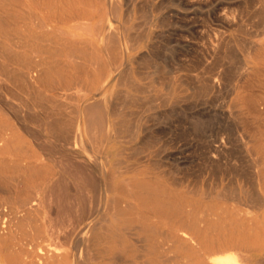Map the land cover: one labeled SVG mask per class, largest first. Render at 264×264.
Listing matches in <instances>:
<instances>
[{
    "label": "bare ground",
    "instance_id": "1",
    "mask_svg": "<svg viewBox=\"0 0 264 264\" xmlns=\"http://www.w3.org/2000/svg\"><path fill=\"white\" fill-rule=\"evenodd\" d=\"M17 1L0 0V75L31 98L26 109L12 106V115L0 107V264H264V0H181L191 13L185 56L178 65L172 59L178 72L162 67L159 91L156 63L141 72L142 83L126 63L120 89L92 90L111 69L90 33L91 0H29L19 9ZM105 1L118 16L119 0H99L96 37L109 27ZM150 1L138 2L144 30L132 32L133 48L153 23ZM127 2L125 22L136 3ZM72 13L84 16L74 24L84 39L50 25ZM19 15L26 19L16 24ZM104 42L117 65L125 44L115 32ZM72 70L85 82L65 95L75 114L64 115L58 88L73 86ZM87 93L101 96L80 104ZM108 95L109 110L122 114L133 104L144 113L156 99H177L188 130L175 144L163 141L166 167L155 158L128 161L145 154L150 136L136 140L139 113L109 120L102 113ZM121 142L127 145L116 147ZM224 175L231 177L222 182Z\"/></svg>",
    "mask_w": 264,
    "mask_h": 264
},
{
    "label": "rangeland",
    "instance_id": "2",
    "mask_svg": "<svg viewBox=\"0 0 264 264\" xmlns=\"http://www.w3.org/2000/svg\"><path fill=\"white\" fill-rule=\"evenodd\" d=\"M143 1V2H142ZM169 1V2H168ZM183 1V0H182ZM182 1L180 0H152V2L150 1V4H151V13H152V19H153V23L149 26V33L146 37H144L139 43H138V46L136 48H133L132 45H129L128 42L131 43L132 38L134 39V37L137 35V34H140V32L138 33V31H143L144 30V23H143V18L141 15L142 14V11L145 9V4H141L143 6H140L139 3H145V0H135L136 3L133 2V5H132V15H131V18L129 19L128 22H125V14H126V10H128V2L127 0H119L118 2V16L115 18L113 15H112V10H111V3H108L105 1L104 3V18H105V21L107 22V24L109 25V27H103L101 33L99 36H102L103 34L105 35H108L109 33L111 32H115L116 35L120 38V42H123L125 44V53L124 55H122V60L117 64V65H113L111 64L112 63V57L111 56H107V55H103L104 58H105V61L109 64L108 67H110L111 71L109 73V75L107 77H105L104 79H100V77L97 76V78L95 79L98 83L100 84H103L102 86L96 88V89H92L93 91H98V90H118L120 89L119 86L116 85L117 83V80H118V77L119 75L123 72L124 68L127 66L126 63H130L131 64V69H132V73L134 75V77L136 78V80L140 83H142L141 81H146V78L144 77H140L142 74L141 72H143V70H145L149 65V67L147 69L150 70V67L153 65L155 66V64L153 63H156V66H155V69L157 71V73L155 74L158 78V81L157 83H155V81H153V87L154 88H157V90L159 91V88H161L163 86V82L161 83L160 82V76H161V72H162V67L165 66V71L167 73V71H171V70H178V63L181 61L182 58H184L185 54L184 53V47L181 46V43L183 42V34H185V28L187 26V24L189 25V21L191 20V13H190V9H181V4H182ZM29 3V0H18L17 1V8H21L22 5L20 6L19 3ZM97 2H99V0H91V14L88 16V21L91 23V34L96 38V34L93 33V27H94V24H96V20L98 18V12L96 13V11H98V7L97 6ZM139 2V3H138ZM126 3V4H125ZM138 3V5H137ZM165 3V4H164ZM180 3V4H179ZM94 4V5H93ZM156 4V5H155ZM158 4V5H157ZM178 4V5H177ZM99 5V3H98ZM155 5V6H153ZM159 5H161V7H158ZM30 6V5H29ZM94 6V7H93ZM109 7V9H108ZM126 7V9H125ZM141 7V8H140ZM135 8V9H134ZM142 10L141 12L139 10ZM136 11V12H135ZM139 11V12H138ZM179 11V12H178ZM156 12V13H155ZM182 12V13H180ZM140 13V14H139ZM137 14V15H136ZM163 14L164 17H163ZM120 15V16H119ZM121 15H122V19L121 18ZM181 15H184L181 17ZM136 16V17H135ZM161 16V17H160ZM187 16V17H186ZM178 17V18H177ZM133 18V19H132ZM134 18H139L140 20L138 19H134ZM172 18V19H171ZM185 18H187L185 20ZM87 19V18H86ZM158 19V20H157ZM162 19V24L161 26L158 25V21ZM181 19V20H180ZM121 20V21H120ZM138 20V21H137ZM174 20V21H173ZM17 23L16 24H20V22L17 20L16 21ZM110 22V23H109ZM112 22V23H111ZM120 22V23H119ZM138 22V23H137ZM182 22V23H181ZM187 22V23H186ZM119 23V24H118ZM122 23V25H121ZM186 23V24H185ZM112 24V25H110ZM135 24V25H133ZM155 24V25H154ZM157 24V26H156ZM184 24V25H183ZM50 25L52 26H60L62 25L61 23H57V22H50ZM129 25V27H125L124 26H127ZM182 25V27L180 26ZM112 26V27H111ZM134 26V27H133ZM132 27V29H131ZM124 28V29H123ZM130 28V29H129ZM136 28L140 29V30H136ZM165 30V31H164ZM171 30V31H170ZM128 31H129V34L131 32V34L129 35L128 34ZM153 31V32H152ZM159 31V32H157ZM162 31V33H161ZM167 31V32H166ZM137 33V34H134V33ZM165 32V33H163ZM155 33V34H154ZM158 33V34H157ZM160 33V34H159ZM183 33V34H182ZM134 34V35H133ZM182 34V35H181ZM130 36V37H129ZM134 36V37H133ZM150 36V37H149ZM132 37V38H131ZM183 37V38H182ZM128 38V39H127ZM165 38V39H164ZM182 38V39H181ZM1 39V43L4 42L6 40V38H4L3 36L0 37ZM129 40V41H128ZM155 40V41H154ZM158 40V42H157ZM96 41L98 42V46H102V43H103V40L100 38H97ZM102 42V43H101ZM149 42V43H148ZM154 42V43H153ZM142 43V44H141ZM145 43V44H144ZM157 43V44H156ZM178 45H177V44ZM156 49L154 50L150 45ZM165 46H164V45ZM156 45V46H155ZM158 45V47H157ZM163 45V46H162ZM167 45V46H166ZM172 46V47H171ZM180 46V47H179ZM132 47V48H131ZM166 48V50H165ZM173 48V49H172ZM179 49V51L177 52V50ZM150 49V50H148ZM138 50V51H137ZM169 50V51H167ZM157 51V52H155ZM164 51V52H163ZM174 51H176V53L174 54ZM183 51V52H182ZM173 52V53H172ZM180 52V53H179ZM153 53V55H151ZM157 53V54H155ZM166 53V55H165ZM182 53V54H181ZM148 54V59L146 60L145 62V58H143V56L145 57V55ZM159 54V55H158ZM173 54V55H172ZM181 54V55H179ZM102 55V54H101ZM162 55V56H161ZM177 55V56H176ZM182 58H181V57ZM134 57V58H133ZM137 57V58H136ZM150 57V58H149ZM171 57V58H170ZM174 57V58H173ZM178 57V58H177ZM125 58V59H124ZM139 58V59H138ZM141 58V59H140ZM143 58V59H142ZM164 58V59H163ZM166 58L167 59V62H166ZM176 58V59H175ZM130 59H134V63H132V61H130ZM174 59V60H172ZM179 59V60H178ZM124 60V62H123ZM140 60L142 62H140ZM156 62H155V61ZM165 62H162L164 61ZM177 60V61H176ZM136 62V63H135ZM151 62V63H150ZM172 62V63H171ZM124 63V64H123ZM150 63V64H149ZM157 63L160 65H157ZM123 64V65H122ZM138 64V66H137ZM148 64V65H146ZM162 65V66H161ZM172 65V67H171ZM122 66V67H120ZM146 66V67H145ZM152 66V67H153ZM175 66V68H174ZM137 67H140L139 69ZM151 67V68H152ZM145 68V69H144ZM164 68V67H163ZM169 68H172V69H169ZM135 69L137 71H135ZM134 70V71H133ZM141 70V71H140ZM175 71V72H178V71ZM122 71V72H121ZM139 71V72H138ZM76 70H72L70 72V75L72 76V79L71 81H73L71 84L73 86L70 85L69 89L68 87H65V86H61L58 88V90L60 92H64V96L61 98H63V102L66 103L64 104V107L65 109L62 110V112L60 111V113L64 114V115H73V111H71L70 109L68 110V108H70V104L69 102L67 101V99H69V97H71V92L72 90H77L78 88L76 87H79L78 84L76 83H84L83 81H80V79L78 78V74H80L79 72H77ZM140 73V74H135V73ZM175 72H172L173 75H174V79H177V76H178V73H175ZM77 74V75H76ZM158 74V75H157ZM162 74H164L162 72ZM144 75V74H143ZM142 75V76H143ZM154 75V74H153ZM4 76V75H3ZM2 74L0 75V80H3V81H0V107L3 108L9 115H12V106L13 107H21L23 109H26V107L30 104L28 102V104L26 103V101H29L31 96L30 95H25V93H21L20 91L18 90H15L14 89V86L12 85V81L10 82V80L6 77H3ZM155 76V77H156ZM154 77V76H153ZM154 77V78H155ZM117 78V79H116ZM153 78V79H154ZM79 79V81H78ZM116 79V80H115ZM175 81V80H174ZM4 82V83H3ZM160 82V83H159ZM144 83V82H143ZM6 84V85H5ZM78 85V86H77ZM107 85V86H106ZM7 86V87H6ZM9 86V87H8ZM10 87H12L13 89H9ZM73 87V88H72ZM104 87V88H103ZM103 88V89H102ZM116 88V89H115ZM79 90H80V87H79ZM78 90V91H79ZM82 90V89H81ZM156 90V89H155ZM154 90V92H155ZM11 91V92H10ZM13 91V93H12ZM177 91V89H176ZM18 94H17V93ZM62 92V93H63ZM68 93V95H67ZM13 94V95H12ZM15 94V95H14ZM20 94V96H19ZM176 94V93H175ZM174 94V96H175ZM21 95L23 96L21 98ZM65 95L69 96V97H66V101L65 102ZM2 96V97H1ZM13 96H16V97H13ZM101 94L100 93H96V94H90V93H87L85 94L81 99H79V102L80 104L82 102H86V101H90L92 99H95V98H98L100 97ZM18 97V98H17ZM26 101H25V99ZM177 98V96H176ZM21 99V101H20ZM173 98V102L172 103H167L166 105L162 104L159 99H156L157 101L156 102H153L151 105V107L149 108L150 110H146V112L144 113H141L143 111H137V108L133 105H130L131 109L130 111L128 110H123L122 112H124L125 115L127 116H131L132 115H137L138 113L140 115H142V119L140 120V126L137 128V131H138V136L136 137V140H139L141 137H144V136H150V143H149V147L148 149L146 150L145 154L144 153H139L137 154L134 158H130L128 161H134V162H138V161H142V160H146L147 162H152V161H149V160H153L154 158L158 161V159H160V166H162V169L164 167H166V159H165V154L168 152L166 149H164L163 151V148H164V145L170 141L173 142V144H175L174 142H176V139H177V132H179L180 130H188V127H182L181 126V123L183 122L182 118H181V114H180V111H179V102H177V99ZM107 101L105 102V110L102 112L104 115H106L108 117V119L110 120L114 115H117V114H120L121 111L117 112V113H114L112 111L109 110V107L112 105V100H113V96L112 95H108ZM23 101V102H22ZM25 101V102H24ZM22 102V103H21ZM160 102V103H159ZM176 102V103H175ZM13 105H12V104ZM175 103V104H174ZM17 104V105H16ZM25 105V106H24ZM164 105V106H163ZM178 105V106H176ZM10 106V107H9ZM162 106V107H161ZM171 106H172V110H171ZM173 107H176V108H173ZM134 109V111H133ZM162 109V110H161ZM176 109V110H175ZM136 110V111H135ZM68 111V112H67ZM71 111V112H70ZM80 111V112H79ZM78 114H84V112L82 110H79ZM169 111V112H168ZM173 111V112H172ZM175 111V112H174ZM27 113V114H30V113H33L32 110H22L21 113ZM125 112H128L129 114H126ZM137 112V113H136ZM178 112V114H177ZM25 113V114H26ZM86 113V112H85ZM111 113V114H110ZM112 113L114 114L112 116ZM136 113V114H135ZM175 113V114H174ZM75 114V113H74ZM121 113V115H124ZM169 114V116H168ZM172 114V115H171ZM111 115V116H110ZM147 115V116H146ZM175 115V116H174ZM177 115V116H176ZM146 116V117H145ZM168 116V117H167ZM172 116V117H171ZM180 117V118H179ZM145 118V119H144ZM148 118V119H147ZM164 118V119H163ZM171 119V120H170ZM145 121V122H144ZM147 121V122H146ZM145 123V124H144ZM144 125V126H143ZM151 126V127H150ZM170 126V128H169ZM176 126V127H175ZM174 127V128H173ZM179 127V128H178ZM144 128V129H143ZM183 128V129H181ZM123 131L125 130L124 128H121ZM120 129V130H121ZM174 129V130H172ZM168 130V132H167ZM178 130V131H177ZM142 131V132H141ZM175 131V132H174ZM172 132V133H170ZM157 135V136H156ZM166 135V136H165ZM169 135V136H168ZM172 135V136H171ZM176 137H175V136ZM156 136V137H155ZM152 138H155L154 140ZM168 138V139H167ZM170 138H174L173 140L170 139ZM159 139V140H158ZM164 139V140H163ZM157 140V141H156ZM169 140V141H168ZM165 143H164V142ZM122 145H127L126 143L124 142H121V143H116V147H119V146H122ZM154 146V147H152ZM157 147L156 151H153L155 150V148ZM159 147V148H158ZM161 148V149H160ZM152 150V152H150ZM161 151V153H160ZM155 152V153H154ZM159 153V154H158ZM141 154V155H140ZM154 154H158V155H154ZM144 156V157H143ZM138 157V158H137ZM162 161V162H161ZM157 162V163H158ZM163 163V165H162ZM158 165V167L156 168V172H157V175L158 178L160 177V172H161V167ZM148 176L150 178L153 177L154 175V169L153 167L148 169ZM226 175L222 176V179L224 180H221L222 182H226L227 180L230 179L229 175ZM224 177V178H223ZM228 178V179H227Z\"/></svg>",
    "mask_w": 264,
    "mask_h": 264
},
{
    "label": "crops",
    "instance_id": "3",
    "mask_svg": "<svg viewBox=\"0 0 264 264\" xmlns=\"http://www.w3.org/2000/svg\"><path fill=\"white\" fill-rule=\"evenodd\" d=\"M19 5L21 6L22 3L20 2ZM72 15V16H71ZM69 16V17H68ZM19 17V18H18ZM21 17V18H20ZM26 18H24L23 16H17L15 17V21H19L20 23L23 22ZM50 22H57V23H61L62 25H60V27L66 31V32H71L72 36L76 39H84L85 37H87L85 35V33L83 31H81L79 28H75L74 24L75 23H80L84 20V16L80 13H72V14H66V15H62V16H58L54 17L53 19H50ZM54 20V21H53ZM117 39L120 41V38L116 35ZM95 38V37H94ZM96 38H101L104 39L102 46L100 48V53L102 55H107V56H111L112 52H110V48L106 47L105 42L106 40L109 39V34L105 35L103 34L102 36L96 37ZM95 38V39H96ZM107 48V49H106ZM84 55V54H83Z\"/></svg>",
    "mask_w": 264,
    "mask_h": 264
}]
</instances>
